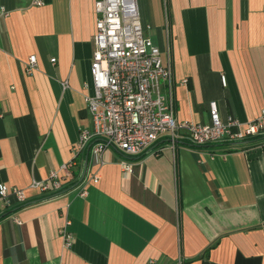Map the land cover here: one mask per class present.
Listing matches in <instances>:
<instances>
[{
	"label": "crops",
	"instance_id": "1",
	"mask_svg": "<svg viewBox=\"0 0 264 264\" xmlns=\"http://www.w3.org/2000/svg\"><path fill=\"white\" fill-rule=\"evenodd\" d=\"M95 1L0 0V185L25 194L0 212V264H264V135L172 147L161 136L157 156L128 159L127 177L118 151L97 161L85 148L58 195L27 188L67 163L79 130L91 128ZM135 4L144 37L170 65L177 122L207 124L210 102L222 122L258 116L264 0Z\"/></svg>",
	"mask_w": 264,
	"mask_h": 264
},
{
	"label": "built area",
	"instance_id": "2",
	"mask_svg": "<svg viewBox=\"0 0 264 264\" xmlns=\"http://www.w3.org/2000/svg\"><path fill=\"white\" fill-rule=\"evenodd\" d=\"M36 5L40 3L35 1ZM95 32L89 65L91 95L84 96L90 130H79L78 141L71 147L72 158L49 172L44 180H31L28 189L51 196L62 192L71 179L75 156L89 150L97 161L109 148L118 151L121 175L132 172L128 159L140 155L157 156L153 145L164 136L169 146L186 141L193 146L217 142H237L264 135V107L252 121L240 125L234 119L222 122L214 102L208 103V123L177 122L171 101V69L163 64L159 49L144 37L135 0H96L93 4ZM7 12L0 8V17ZM51 64L54 59H50ZM36 67L35 56L27 58L25 74ZM184 82V81H182ZM225 86L224 77H220ZM87 88V84H83ZM96 182V177L92 179ZM12 203H25L21 189L0 185V212ZM15 224H20L15 217ZM65 220L58 230L63 246L72 242Z\"/></svg>",
	"mask_w": 264,
	"mask_h": 264
}]
</instances>
